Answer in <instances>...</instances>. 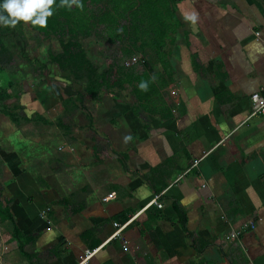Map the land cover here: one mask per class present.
Returning <instances> with one entry per match:
<instances>
[{
	"label": "crops",
	"instance_id": "1",
	"mask_svg": "<svg viewBox=\"0 0 264 264\" xmlns=\"http://www.w3.org/2000/svg\"><path fill=\"white\" fill-rule=\"evenodd\" d=\"M161 1L160 48L93 36L116 50L109 91L47 87L5 117L0 264H264V0Z\"/></svg>",
	"mask_w": 264,
	"mask_h": 264
},
{
	"label": "trees",
	"instance_id": "2",
	"mask_svg": "<svg viewBox=\"0 0 264 264\" xmlns=\"http://www.w3.org/2000/svg\"><path fill=\"white\" fill-rule=\"evenodd\" d=\"M137 1V2H136ZM79 0L82 7H76L73 4L68 7L67 4L61 5V0H54L52 5V16L47 18V24L44 28L34 26L30 22H20L15 27L0 26V54L6 53V45L9 40L18 41L23 44V25L27 24L28 28L37 34L44 35L45 38L56 37L60 53L58 55H50V62L55 63L63 71H68L77 82L83 81L84 93L92 100L98 98V94L105 89L109 91L123 75H115L114 81L110 83L111 76L107 71L97 72V68L88 60L86 52L80 41L93 36H102L111 38L114 42L122 39L134 40L141 37H150L151 44L142 43L144 47L153 50L160 48L161 43L156 41L159 37L164 36V30L161 31V21L159 17V9L163 7L161 0ZM175 1L171 0L170 4ZM138 10L129 11L135 5ZM126 8V9H125ZM128 12V13H127ZM128 17V19H127ZM126 21V23H125ZM105 24L111 28L97 29L95 25ZM129 25V28L126 27ZM163 33V34H162ZM126 49L131 52L136 49L134 43ZM129 53H125V56ZM112 62V63H111ZM109 69L112 74L117 70H113L117 63L111 61ZM79 98L77 95L74 99ZM17 96L11 95L6 89L0 88V115L7 117L12 123H18V119L23 118L28 121L23 113V107L19 104L7 106L6 102L16 100ZM178 213L180 222L185 223L183 215L177 206H174ZM9 221L12 223L11 215L8 212L7 205H3L0 200V222ZM13 238L18 243V250H22L24 243L28 240L20 241L18 231H13ZM204 247V246H203Z\"/></svg>",
	"mask_w": 264,
	"mask_h": 264
},
{
	"label": "rangeland",
	"instance_id": "3",
	"mask_svg": "<svg viewBox=\"0 0 264 264\" xmlns=\"http://www.w3.org/2000/svg\"><path fill=\"white\" fill-rule=\"evenodd\" d=\"M23 44L18 41L9 40L6 45V53L0 54V88L6 89L11 95L17 96L16 100L7 101L6 105H21L26 113V101L31 99L33 93L36 95L49 87L56 94H61L62 84L72 86L75 91L83 92V81L77 82L68 71H63L55 63L50 62V55H58L60 47L56 37L45 38L30 30L27 24L23 25ZM93 37L81 40L80 43L85 50L88 59L98 71L108 68V61L115 62L111 56L115 53L113 47L93 44ZM76 93V92H75ZM19 130L28 133V127L23 124ZM0 130L13 133L14 127L9 120L0 115ZM4 132V131H3ZM3 225L0 224V233ZM11 236L5 229V236L0 235V251L4 258L12 255L10 244Z\"/></svg>",
	"mask_w": 264,
	"mask_h": 264
},
{
	"label": "clouds",
	"instance_id": "4",
	"mask_svg": "<svg viewBox=\"0 0 264 264\" xmlns=\"http://www.w3.org/2000/svg\"><path fill=\"white\" fill-rule=\"evenodd\" d=\"M54 0H0V26L15 27L18 23H31L34 26L44 28L47 18L52 16ZM82 7L79 0H61V5ZM141 89L147 85L141 83Z\"/></svg>",
	"mask_w": 264,
	"mask_h": 264
},
{
	"label": "built area",
	"instance_id": "5",
	"mask_svg": "<svg viewBox=\"0 0 264 264\" xmlns=\"http://www.w3.org/2000/svg\"><path fill=\"white\" fill-rule=\"evenodd\" d=\"M133 61H135V59H133ZM250 103H251V112H252L251 116H254L257 114L264 115V96L259 95V94H253L250 96ZM104 200H106V199H104ZM152 202L154 204H156L155 199ZM48 212H49V209L46 208L43 211H41V213L39 214L40 218L46 222L47 230H49V226L51 225V222L47 216ZM113 226L117 227L118 231L115 232L112 237H114L116 234H118L121 231V229L123 228L122 226H118L117 224H113ZM249 227H250V229H253V224L249 223ZM237 236H238L237 233L232 232V233H230L229 238L233 239V238H237ZM92 254H93L92 252H86L85 258H88Z\"/></svg>",
	"mask_w": 264,
	"mask_h": 264
}]
</instances>
